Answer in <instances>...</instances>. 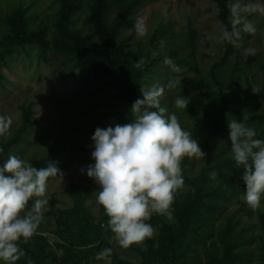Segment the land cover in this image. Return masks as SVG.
Masks as SVG:
<instances>
[{
    "label": "rangeland",
    "instance_id": "rangeland-1",
    "mask_svg": "<svg viewBox=\"0 0 264 264\" xmlns=\"http://www.w3.org/2000/svg\"><path fill=\"white\" fill-rule=\"evenodd\" d=\"M79 1L80 9L72 16L70 27L85 36L91 33L88 17L95 0ZM230 2L227 0L228 7ZM17 9L26 19L29 31L43 27L47 40L51 41L59 9L57 0H0V37L7 33L8 15ZM117 14L118 10L112 8L111 22ZM218 14L214 0H146L125 20L117 40L127 45L126 53L134 70H137L134 62L145 58L151 47V68L140 88L154 84L165 86L161 106L169 113L176 112L181 126L191 131L206 153L204 161L187 157L182 161L184 186L177 195L218 194L214 200L217 210L191 222L177 253L176 264L214 261L217 264H263L264 199L257 211H252L244 201L243 169L235 166L230 150L227 122L232 118L222 112L209 75L210 68L220 62L226 49L225 42L220 39ZM141 18L148 30L144 37L137 36L133 29L134 23ZM248 18L256 23V34L242 33L241 41L232 45L215 75L230 106L246 115L264 114V100L251 94L264 92V17ZM231 19L229 10L230 23ZM165 57H171L183 71L171 72L163 63ZM0 71V115H9L13 120L11 135L7 140L0 138V147L13 137L22 123L23 112L28 110L32 126L21 142L9 148L8 155H18L32 164V159H44L53 147L51 161L57 162L63 176L62 179H49V205L45 212L69 214L67 221L76 251L83 256L70 264H105V261L94 259L98 253L95 248L100 242L111 246L119 259L141 264L149 256V240L145 246L132 245L128 249L118 245L107 227L108 217L96 200L99 187L82 171L94 164L91 137L96 128L129 122V113L109 80L95 75L89 67L77 68L58 51H49L43 60L36 46L18 49L7 58L6 66H0ZM171 79H179L180 85L168 88L166 85ZM179 96L189 100L184 111L174 106ZM138 99H142L141 93ZM247 126L256 132L260 129L256 125ZM213 172L215 179L210 175ZM76 199L81 201L82 211L76 207ZM170 222L177 226L174 217ZM155 230L156 249L158 230ZM36 235L44 237L48 245L37 240L21 242L25 256L17 264H55L61 256L62 251L54 247L59 240L53 217L44 216ZM87 239L95 243H83Z\"/></svg>",
    "mask_w": 264,
    "mask_h": 264
},
{
    "label": "clouds",
    "instance_id": "clouds-1",
    "mask_svg": "<svg viewBox=\"0 0 264 264\" xmlns=\"http://www.w3.org/2000/svg\"><path fill=\"white\" fill-rule=\"evenodd\" d=\"M229 9L231 28L218 22L220 39L237 45L242 33L256 34L257 25L248 17H264V0H231ZM133 29L139 37L147 35L142 18ZM146 63L141 57L134 67L141 69ZM163 63L173 73L183 71L171 57H165ZM180 82L171 79L166 86L175 88ZM140 92L142 99L131 105L130 122L96 128L91 137L94 164L82 169L98 185L97 203L104 209L107 227L122 249L145 246L154 238L156 230L147 223L153 214L173 220L172 205L184 186L182 161L186 157L204 161L206 157L191 131L181 126L176 112L169 113L161 106L165 86L141 87ZM188 103V98L179 96L174 106L184 111ZM247 120L244 116L243 121ZM243 121L227 122L230 150L235 166L243 169L244 201L257 211L264 199V140L258 139L256 130ZM12 123L11 116L0 115V138L10 137ZM210 175L215 179L216 173ZM62 176L57 162L50 160L45 167L37 168L9 154L0 165V264H17L25 256L20 244L31 241L44 220L49 205L48 181ZM111 255L112 249L105 248L94 259L111 264Z\"/></svg>",
    "mask_w": 264,
    "mask_h": 264
},
{
    "label": "trees",
    "instance_id": "trees-1",
    "mask_svg": "<svg viewBox=\"0 0 264 264\" xmlns=\"http://www.w3.org/2000/svg\"><path fill=\"white\" fill-rule=\"evenodd\" d=\"M146 0H95L94 5L90 8L88 23L90 34L82 35L79 31L72 30L70 22L72 16L80 9L79 0H57L59 4L58 13L53 23L54 34L51 41H48V35L43 27L35 31H29L27 21L19 9L13 10L7 17V33L0 37V66H6V60L18 49L25 46H36L40 57L46 60L49 51H58L64 54L69 61L83 70L89 67L92 72L102 78L108 79L109 84L117 92L119 98L125 108L130 113V108L140 95V84L142 83L146 73L150 71L151 63L149 62V52L145 56L147 63L143 68L134 70L131 66L126 53L127 45L117 40V35L125 25V20L133 13L134 9L140 6ZM218 6L219 22L231 28L228 21L229 7L227 0H214ZM112 8L118 10L116 18L111 22L110 11ZM154 36L150 41L153 43ZM226 44L224 55L220 62L212 65L209 71L211 80L213 81L216 92L215 95L221 102V110L223 113L229 114L232 119L243 121L244 116H248L247 121H243L246 125L259 126L257 138L264 140V114H244L240 110L229 105L222 84L218 81L215 71L229 55L232 44ZM2 74L0 71V80ZM264 100V92L251 93ZM131 120V117H130ZM129 120V122H130ZM32 123L29 120V112H23V119L20 127L14 133L13 137L1 144L3 152L0 153V165L6 160L9 148L22 141L23 135L30 129ZM53 148V147H52ZM52 148L49 150L44 159H32V166L40 168L47 165L48 160L52 158ZM218 197L216 192L194 193L186 196L176 195V199L172 205V214L177 226H173L165 217L153 214L147 223H150L158 230L157 243L158 247H154V238L148 241V257L144 258L141 264H151L153 262H162L163 264H176L177 253L181 248V244L185 236L189 233L191 222L197 220L206 213H213L217 210L215 198ZM29 202V208L31 207ZM81 201L76 199V207L80 208ZM44 216H51L56 223V236L59 242L54 243V247L62 251L61 256L55 264H70L77 258L83 256L76 251L74 236L71 234L68 225V213H54L49 210ZM264 229V220H263ZM100 233H97L99 237ZM32 240L40 241L44 245H48L46 239L40 235H36ZM91 240H84L85 244ZM111 248L112 255L110 257L111 264H131L117 257L115 250L100 242L95 248L96 252L102 249ZM229 247L226 248V255ZM261 261L264 264V246L261 249ZM207 264H217V261Z\"/></svg>",
    "mask_w": 264,
    "mask_h": 264
}]
</instances>
